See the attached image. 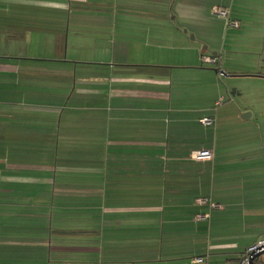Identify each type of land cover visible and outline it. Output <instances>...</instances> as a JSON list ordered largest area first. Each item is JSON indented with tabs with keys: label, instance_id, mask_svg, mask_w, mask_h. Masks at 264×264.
Segmentation results:
<instances>
[{
	"label": "crops",
	"instance_id": "1",
	"mask_svg": "<svg viewBox=\"0 0 264 264\" xmlns=\"http://www.w3.org/2000/svg\"><path fill=\"white\" fill-rule=\"evenodd\" d=\"M250 77L264 0H0V264H241L264 238Z\"/></svg>",
	"mask_w": 264,
	"mask_h": 264
},
{
	"label": "built area",
	"instance_id": "2",
	"mask_svg": "<svg viewBox=\"0 0 264 264\" xmlns=\"http://www.w3.org/2000/svg\"><path fill=\"white\" fill-rule=\"evenodd\" d=\"M212 13L216 16L219 17H225L228 18V10L225 9L224 7L221 6H215L212 9ZM229 24L231 26L237 27L239 26V22L232 20L229 21ZM202 62L204 64L207 65H213L216 66L218 68V71L221 72V60L220 57L218 55H214V54H203L202 55ZM222 73V72H221ZM221 103V100L218 102ZM201 123L204 125H212L214 123V119L212 117H205L201 120ZM192 157L194 159L197 160H204V159H209L212 157V152L209 150H203V151H195L192 153ZM198 203H208L210 202V199L206 198V197H200L197 200ZM211 207L214 209H218L221 208L222 205L218 204V203H211ZM209 215L207 214H199L197 216L198 219H206L208 218ZM260 249H264V238L260 239L258 241H256L254 244H252L251 246H249L247 248V250L244 252L242 258H241V264H250L251 262V258L253 257V253L260 250ZM194 261L197 264H203L205 262V258L204 257H196L194 259Z\"/></svg>",
	"mask_w": 264,
	"mask_h": 264
},
{
	"label": "rangeland",
	"instance_id": "3",
	"mask_svg": "<svg viewBox=\"0 0 264 264\" xmlns=\"http://www.w3.org/2000/svg\"><path fill=\"white\" fill-rule=\"evenodd\" d=\"M237 85L244 90L249 98L254 99L256 102L259 101V92L264 89V86L261 85L259 80L255 77L246 78L245 80H243V78H238Z\"/></svg>",
	"mask_w": 264,
	"mask_h": 264
},
{
	"label": "water",
	"instance_id": "4",
	"mask_svg": "<svg viewBox=\"0 0 264 264\" xmlns=\"http://www.w3.org/2000/svg\"><path fill=\"white\" fill-rule=\"evenodd\" d=\"M222 74H224L223 71ZM250 264H264V249H260L253 253Z\"/></svg>",
	"mask_w": 264,
	"mask_h": 264
}]
</instances>
